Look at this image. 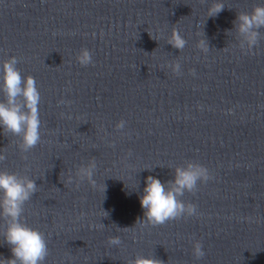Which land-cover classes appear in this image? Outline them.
<instances>
[{
	"label": "clouds",
	"instance_id": "1",
	"mask_svg": "<svg viewBox=\"0 0 264 264\" xmlns=\"http://www.w3.org/2000/svg\"><path fill=\"white\" fill-rule=\"evenodd\" d=\"M205 2L207 0H202V3ZM224 8L223 0H212L207 7V18L218 16ZM261 29H264V4L254 5L251 11H237L233 28L228 33H235L234 39L242 52L252 54L253 49L264 38ZM149 35L156 40L150 33ZM166 43L182 52L187 41L179 30L173 29ZM198 47L205 52L209 50L208 42L204 38L198 43ZM75 59L81 67L94 64L93 52L86 47L79 50ZM19 63L20 60L15 56H10L0 63V71H2L0 94L3 95V99H0V129L5 136L18 137L20 151L27 153L41 142L39 115L41 95L35 78L31 75H22L17 66ZM168 67L174 74H181L179 62ZM192 73H195L194 69ZM126 123L121 119L115 125V129L122 132ZM5 159L6 155L0 153V162ZM96 170L95 158L90 159L86 164L81 163L76 166L74 173L69 174L67 184L75 183L78 188L81 183L87 181L95 187ZM171 175L172 178L164 182L153 175L145 178L143 194L139 197L143 210V216L138 218L139 221L155 227L185 216L197 215V206L191 202L186 203L183 197L185 193L196 192L199 184L213 179L209 169L194 160H188L182 165L175 166ZM105 188L106 185L104 191ZM38 190L36 179L30 178L29 175L9 172L6 169L0 170V220L4 222L2 235L11 252L10 258L0 257V264H45L49 255L48 238L39 229L30 227L24 217L25 205ZM105 213L107 217L108 213ZM91 227L103 229L105 225L100 223ZM122 243L119 236H110L107 240L109 247L119 248ZM191 244L193 258L197 261L203 259L206 252L202 241L193 238ZM125 264H164V262L153 255L138 254L135 258L125 261Z\"/></svg>",
	"mask_w": 264,
	"mask_h": 264
}]
</instances>
